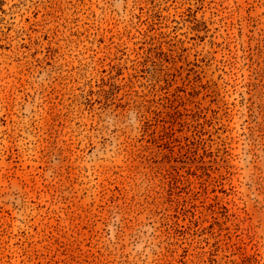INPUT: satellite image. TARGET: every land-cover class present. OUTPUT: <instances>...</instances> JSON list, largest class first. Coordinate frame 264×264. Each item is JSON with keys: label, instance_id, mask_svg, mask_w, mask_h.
<instances>
[{"label": "rangeland", "instance_id": "1", "mask_svg": "<svg viewBox=\"0 0 264 264\" xmlns=\"http://www.w3.org/2000/svg\"><path fill=\"white\" fill-rule=\"evenodd\" d=\"M0 264H264V0H0Z\"/></svg>", "mask_w": 264, "mask_h": 264}]
</instances>
